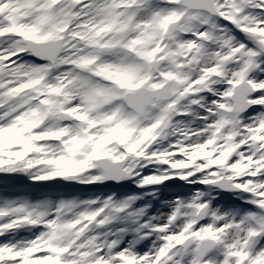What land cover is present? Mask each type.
Returning a JSON list of instances; mask_svg holds the SVG:
<instances>
[{
    "label": "snow or ice",
    "instance_id": "6c2138e0",
    "mask_svg": "<svg viewBox=\"0 0 264 264\" xmlns=\"http://www.w3.org/2000/svg\"><path fill=\"white\" fill-rule=\"evenodd\" d=\"M0 175V264H264V0H0Z\"/></svg>",
    "mask_w": 264,
    "mask_h": 264
},
{
    "label": "rangeland",
    "instance_id": "374dc122",
    "mask_svg": "<svg viewBox=\"0 0 264 264\" xmlns=\"http://www.w3.org/2000/svg\"><path fill=\"white\" fill-rule=\"evenodd\" d=\"M9 184H14V187H10L8 189L9 195H12L13 193H21L26 194L29 197L33 196H40L42 193H57V194H67L70 196H83L87 197L93 194L96 195H102L104 193H109L113 191L117 192H124L128 191V188L126 187H120L118 186H81V185H67L63 181H52V182H44L45 184L51 185V187H45V188H28L24 187L23 184H21L19 181H9ZM169 185H172V191H180V185L183 184L181 181H168ZM3 192L0 191V195H2Z\"/></svg>",
    "mask_w": 264,
    "mask_h": 264
},
{
    "label": "trees",
    "instance_id": "16d2710c",
    "mask_svg": "<svg viewBox=\"0 0 264 264\" xmlns=\"http://www.w3.org/2000/svg\"><path fill=\"white\" fill-rule=\"evenodd\" d=\"M5 181V177L4 176H2V175H0V183H3ZM10 181V180H9ZM8 181V182H9ZM2 192V191H1Z\"/></svg>",
    "mask_w": 264,
    "mask_h": 264
},
{
    "label": "water",
    "instance_id": "95a60500",
    "mask_svg": "<svg viewBox=\"0 0 264 264\" xmlns=\"http://www.w3.org/2000/svg\"><path fill=\"white\" fill-rule=\"evenodd\" d=\"M109 186H112V187H113V186H118V185H115V184H110Z\"/></svg>",
    "mask_w": 264,
    "mask_h": 264
}]
</instances>
